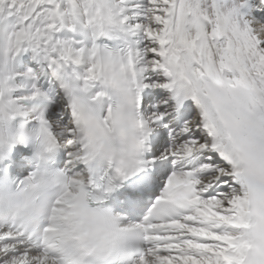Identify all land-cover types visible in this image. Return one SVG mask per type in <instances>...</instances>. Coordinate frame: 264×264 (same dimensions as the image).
Returning a JSON list of instances; mask_svg holds the SVG:
<instances>
[{"label": "snow or ice", "instance_id": "obj_1", "mask_svg": "<svg viewBox=\"0 0 264 264\" xmlns=\"http://www.w3.org/2000/svg\"><path fill=\"white\" fill-rule=\"evenodd\" d=\"M0 264H264V0H0Z\"/></svg>", "mask_w": 264, "mask_h": 264}]
</instances>
